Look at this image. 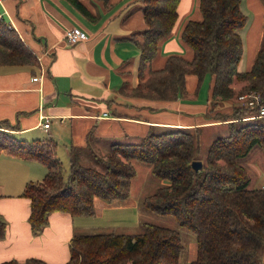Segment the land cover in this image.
I'll return each mask as SVG.
<instances>
[{"label": "trees", "instance_id": "trees-1", "mask_svg": "<svg viewBox=\"0 0 264 264\" xmlns=\"http://www.w3.org/2000/svg\"><path fill=\"white\" fill-rule=\"evenodd\" d=\"M85 17L91 14L77 0H68ZM110 0H100L107 5ZM145 27L139 32L138 78L129 96L150 103H173L185 94V79L198 82L212 77L209 107L203 115L209 122L229 125L227 134L214 138L202 168L195 172L199 128L151 127L136 143L112 142L105 154L88 148H69V173L62 175L56 142L50 138L28 142L0 131V153L33 160L46 167L40 181H28L21 192L29 200L27 221L33 234L40 233L54 212L70 216H92L94 200L109 204L130 195L135 175L133 160L146 163L152 174L169 182L142 200L147 211L172 216L196 238L195 259L190 264H257L256 254L264 243V188H248L250 179L240 160L252 148L264 152V119L238 100L259 96L264 104V26L262 40L250 68L239 72L243 53L239 30L247 21L239 0H198L199 20H187L180 41L191 50V58L169 55L159 69L152 68L161 43L177 20L180 0H140ZM130 39H133L130 38ZM38 65L19 33L0 16V67ZM242 84L239 90L234 85ZM125 91V86L120 89ZM235 100H238L235 102ZM151 110L161 107L149 106ZM0 124H6L0 121ZM9 126L17 130V126ZM89 158L91 166L83 165ZM6 223L0 216V239ZM182 249L178 231L143 223L141 232L74 235L65 264H178ZM0 264H47L29 258Z\"/></svg>", "mask_w": 264, "mask_h": 264}, {"label": "crops", "instance_id": "crops-1", "mask_svg": "<svg viewBox=\"0 0 264 264\" xmlns=\"http://www.w3.org/2000/svg\"><path fill=\"white\" fill-rule=\"evenodd\" d=\"M77 1L91 19L68 0H0V16L16 29L39 61L35 67H0V121L17 126L15 137L29 141L47 135L57 144L60 162L64 158L69 164L70 147L85 148L86 154L88 148L100 153V140L105 136L133 142L151 127L194 128L203 124L202 129H211L226 125L203 121L212 77L203 93L205 78L198 82L196 76L187 75L184 96L169 104L124 95L120 91L123 86L129 91L139 82L136 41H140L138 34L145 27L141 1L110 0L107 5L100 0ZM197 2L179 1L172 33L161 43L152 68H161L171 54L191 58V50L179 36L187 20L200 19ZM239 2L247 17L244 38L241 37L243 53L237 67L243 72L250 68L261 44L253 36L260 29L263 34L264 0ZM73 27L80 28L88 38L69 46L63 36ZM252 39L256 43H251ZM149 106L161 108L151 110ZM40 114L51 118L47 129L42 127ZM255 149L260 148H252L246 157ZM0 154V216L6 223L0 239V263L35 258L47 264H65L74 235L88 234L90 229L110 227L109 224L127 225L135 214L131 208L134 201L129 197L109 204L95 199L92 216L54 212L49 215L47 226L33 234L27 221L29 200L21 192L28 181L42 180L46 167L37 161ZM85 156L82 151L81 157Z\"/></svg>", "mask_w": 264, "mask_h": 264}, {"label": "rangeland", "instance_id": "rangeland-1", "mask_svg": "<svg viewBox=\"0 0 264 264\" xmlns=\"http://www.w3.org/2000/svg\"><path fill=\"white\" fill-rule=\"evenodd\" d=\"M244 31L245 28H242L239 30L240 37L244 38ZM262 37V29L259 30L256 37L258 38V45L260 44V41ZM20 39H22L20 37ZM251 41V43H256L255 40ZM23 41V39H22ZM24 42V41H23ZM25 43V42H24ZM32 52V50L30 49ZM34 55V53L32 52ZM37 63L39 64L38 57L34 55ZM244 60L242 61V70L243 68ZM246 70V69H245ZM244 70V71H245ZM205 78V85L202 89V92L204 93V89L206 87V84L210 83L211 75L206 74L203 79ZM209 85V84H208ZM242 84H236L234 85V89L237 91L240 88H242ZM124 95H129L130 91H123ZM250 95V94H246ZM238 100H235L237 102ZM204 117V116H203ZM205 119V117H204ZM204 123L208 124H220L223 123L221 121L218 122H209L204 120ZM7 123V122H6ZM51 124V123H50ZM8 125V123H7ZM6 124L1 125L0 124V131H2L5 134L13 135V132L15 130H12L9 126ZM10 125V124H9ZM12 126V125H10ZM202 125L197 126L199 128V151L197 152L196 158L198 161L204 162L206 158V152L209 147L210 142L219 136H224L227 134V129L229 128V125L220 126L216 128L211 129H202ZM180 128V127H178ZM196 129V127H194ZM194 128H191V131H194ZM14 136V135H13ZM47 138V135L45 136ZM17 139H21L20 136L16 137ZM43 139V138H41ZM110 139V140H108ZM123 139V138H121ZM34 140V139H33ZM140 140L138 138L135 141L130 140H119L112 138H108L107 136L102 137L100 140V155H103L107 151V147L112 142H121V143H136ZM32 138H29L28 142H31ZM2 156V154H0ZM61 158V157H60ZM245 159H241L240 162L242 166L246 169V172L249 176L250 182L248 185V188H261L264 187V152L261 149H255L252 153H250L249 157H244ZM254 158V159H251ZM59 159V158H58ZM63 160V163H61L62 166V175L63 178L66 179L69 173V164L66 163L64 158H61ZM86 160H89V158H85ZM244 160V161H243ZM243 162V163H242ZM132 164L134 166L135 175L132 178L131 186H130V195L129 199L134 201V204L132 205V209L135 211V214L130 218V221L127 225H117V224H109L110 227H104V228H94L88 230V234H101V233H108V232H115V233H129V234H137L141 232L142 230V224L143 223H151L154 225H159L167 228L174 229L178 231L181 239L182 249L180 252V256L178 259V264H190L191 261L195 259L196 254V238L195 235L178 225L176 220L170 216V215H157L150 211H147L142 206V200L147 195L151 194L156 188L160 186H167L169 182L165 179H159L156 178L152 172L151 167L147 165L146 163H143L138 160H133ZM83 165L85 166H91L92 164L90 162H84ZM192 255L191 260L189 259ZM256 260L257 264H264V243L262 244L261 248L258 250L256 254Z\"/></svg>", "mask_w": 264, "mask_h": 264}, {"label": "built area", "instance_id": "built-area-1", "mask_svg": "<svg viewBox=\"0 0 264 264\" xmlns=\"http://www.w3.org/2000/svg\"><path fill=\"white\" fill-rule=\"evenodd\" d=\"M63 38L67 45L72 46L79 42L85 41L88 38V36L80 28L73 27V28L66 30ZM238 100L244 103V105L249 104L251 108L257 107V111H258L257 117L264 119V104L260 103L259 96L252 95V94L250 95L244 94L242 96H239ZM41 109H42V106L39 107L38 111L40 112ZM39 118L44 121V123L42 124V127L44 129H47L50 125V119H51L50 116L40 114Z\"/></svg>", "mask_w": 264, "mask_h": 264}, {"label": "water", "instance_id": "water-1", "mask_svg": "<svg viewBox=\"0 0 264 264\" xmlns=\"http://www.w3.org/2000/svg\"><path fill=\"white\" fill-rule=\"evenodd\" d=\"M191 167L195 172H198L202 168V163L198 160H193L191 162Z\"/></svg>", "mask_w": 264, "mask_h": 264}]
</instances>
